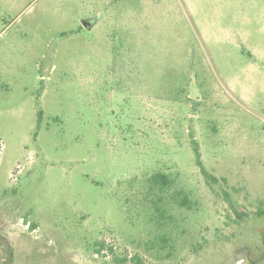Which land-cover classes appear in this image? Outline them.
<instances>
[{"label": "rangeland", "instance_id": "obj_1", "mask_svg": "<svg viewBox=\"0 0 264 264\" xmlns=\"http://www.w3.org/2000/svg\"><path fill=\"white\" fill-rule=\"evenodd\" d=\"M4 212L0 264H264V0H0Z\"/></svg>", "mask_w": 264, "mask_h": 264}, {"label": "trees", "instance_id": "obj_2", "mask_svg": "<svg viewBox=\"0 0 264 264\" xmlns=\"http://www.w3.org/2000/svg\"><path fill=\"white\" fill-rule=\"evenodd\" d=\"M190 143H191V146L193 149L195 163L199 167L200 172L203 175L205 181L209 185L218 183L220 180L224 182L225 181L224 178L218 179L213 174H211L209 171H207V169L204 167L202 160H201V155H200V151H199L197 142L194 139H191ZM146 181L149 183L148 189L154 190V188H156L157 190H163L164 188L171 186L174 180L170 176V174H168V173H165L163 171H154V172L150 173L148 175V177H146ZM148 192H150V191L148 190ZM175 194H176L175 198L176 199L178 198L177 202L180 204V206H186L189 203L188 202L189 199L187 198L186 195L182 194V190L176 191ZM150 200L153 203L157 202L153 198ZM157 200H159L158 202L161 201V199L159 197ZM161 207H162V203H161V205L155 204V206H154L156 211H160ZM237 214L239 216L241 215L240 213H237ZM32 227H34V224H32ZM159 238H160L159 241L161 243H163V244H161V248H164L166 245H168L171 248V245H169L170 237L168 235L163 234V235L159 236ZM105 247L106 246H105L104 242H100L96 251L99 252L101 250H104ZM106 248H107V251L114 253L113 247L111 245L107 246ZM172 248H173V245H172ZM113 257H114V260L117 264H123L127 261L126 257H117V256H113ZM131 260H133L135 262V264H141L137 255H135L134 257H131Z\"/></svg>", "mask_w": 264, "mask_h": 264}, {"label": "water", "instance_id": "obj_3", "mask_svg": "<svg viewBox=\"0 0 264 264\" xmlns=\"http://www.w3.org/2000/svg\"><path fill=\"white\" fill-rule=\"evenodd\" d=\"M81 24H82L83 27H85L87 29H90L92 27V24H90V19H87V18L82 19L81 20ZM10 253H11V249L9 248L8 259H7V262L5 264H7L9 259H10Z\"/></svg>", "mask_w": 264, "mask_h": 264}, {"label": "flooded vegetation", "instance_id": "obj_4", "mask_svg": "<svg viewBox=\"0 0 264 264\" xmlns=\"http://www.w3.org/2000/svg\"><path fill=\"white\" fill-rule=\"evenodd\" d=\"M95 21V20H94ZM94 21L92 20H90V24H93L94 23ZM6 215H8V212L6 213V212H4V213H0V221H2L3 220V216H6ZM1 237H4V233L1 231V229H0V238ZM10 246V245H9Z\"/></svg>", "mask_w": 264, "mask_h": 264}]
</instances>
